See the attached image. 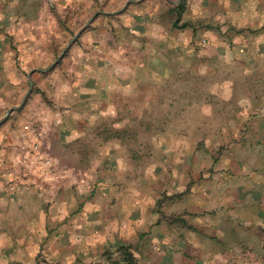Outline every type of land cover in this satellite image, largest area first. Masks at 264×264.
<instances>
[{"label":"crops","instance_id":"1","mask_svg":"<svg viewBox=\"0 0 264 264\" xmlns=\"http://www.w3.org/2000/svg\"><path fill=\"white\" fill-rule=\"evenodd\" d=\"M92 3L0 0V115L19 103L27 72L49 65L83 25L68 37L51 10L65 17L79 6L85 22ZM199 49L227 69L264 73V0L131 2L96 14L52 68L31 73L25 101L0 122V264L262 261L264 91L251 97L242 84L243 95L225 99L238 108L224 110L216 127L208 110L207 136L226 138L219 156L208 141L198 145V125L185 132L190 149L179 140L174 161L142 179L126 147L96 130L120 121L121 96L149 86L138 75Z\"/></svg>","mask_w":264,"mask_h":264},{"label":"rangeland","instance_id":"2","mask_svg":"<svg viewBox=\"0 0 264 264\" xmlns=\"http://www.w3.org/2000/svg\"><path fill=\"white\" fill-rule=\"evenodd\" d=\"M108 1L93 0L92 8L87 10V14L101 10L95 8L104 6ZM82 10L79 6H71L65 17H60L62 13L59 14L54 9L51 12L56 15L60 26L66 30L69 37L84 22V19H78L84 12ZM200 45L204 46L203 42H200ZM194 52L195 54L199 52V57L184 59L181 63L168 59V69H158L160 73L156 71L157 69H151L149 76L138 75L139 78L136 77V80L149 82V86H146L145 90H135L131 100L126 96L120 97L116 107L120 121H104L96 127V130L100 129L103 134V142L114 140L120 146L126 147L127 158L135 164L136 178L142 179L143 174L149 176L150 172L158 173L163 160L174 161L173 150L179 140L181 141L179 143L190 149V145L195 143L184 135L188 129L196 128L198 125H203L204 128V131H201L204 135L198 145H204L208 141L217 148L215 154L219 156L226 138L215 134L207 136L205 127L208 110L210 125L218 126L222 123L224 110L231 108L233 113L238 108L233 104L226 105L228 102L225 99L243 95L244 92L240 88L242 84L250 87L248 90L251 97L255 95L253 93H258V90L264 91V73H240L237 67L231 69L224 67V61L220 57L208 59L206 54H202L201 49ZM57 53L55 51L53 56H57ZM54 57H50V61ZM49 65L44 64L32 69H44ZM224 83H230V94L226 88L224 89ZM181 130L183 138L174 137L175 134L179 135ZM229 140L234 142L236 138L231 137ZM189 149L186 150L188 156ZM262 253L261 262H256L254 257L249 255L248 264H264V250Z\"/></svg>","mask_w":264,"mask_h":264},{"label":"water","instance_id":"3","mask_svg":"<svg viewBox=\"0 0 264 264\" xmlns=\"http://www.w3.org/2000/svg\"><path fill=\"white\" fill-rule=\"evenodd\" d=\"M137 1H140V0H126L123 5L121 6L120 9L116 10V11H112V12H104L102 10H98V11H95L93 12L87 19L86 21L83 23V25L70 37V39L67 41V43L65 44V46L62 48V50L60 51V53L56 56V58L52 61V63H50V65L47 67V68H36V69H31L27 72L26 74V82H27V86H26V89H25V92L23 93L19 103L17 105H14V106H10L8 107L4 112L3 114L1 115L0 117V122L3 121L7 115L14 111V110H17L22 104L23 102L25 101L26 97L28 96V94L30 93V90L32 88V80H31V73L34 72V71H46L48 68L52 67L58 60L59 58L62 56V54L64 53V51L66 50V48L73 42V40L76 38V36L83 30L85 29V27L89 24V22L91 21V19L96 15V14H114V13H117L121 10H123L125 8V6L128 4V3H131V2H137Z\"/></svg>","mask_w":264,"mask_h":264},{"label":"built area","instance_id":"4","mask_svg":"<svg viewBox=\"0 0 264 264\" xmlns=\"http://www.w3.org/2000/svg\"><path fill=\"white\" fill-rule=\"evenodd\" d=\"M37 147H38V146L34 144V148H33V149H36V151H37ZM43 164H44V166L47 167V166L49 165V161H48V160H44ZM48 167H49V166H48Z\"/></svg>","mask_w":264,"mask_h":264}]
</instances>
